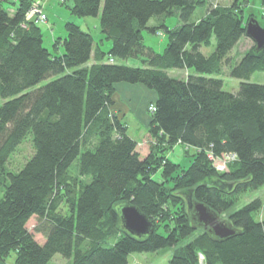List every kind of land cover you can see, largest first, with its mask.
Returning <instances> with one entry per match:
<instances>
[{
	"label": "trees",
	"instance_id": "obj_1",
	"mask_svg": "<svg viewBox=\"0 0 264 264\" xmlns=\"http://www.w3.org/2000/svg\"><path fill=\"white\" fill-rule=\"evenodd\" d=\"M70 2L71 15L99 17L100 33L112 44L107 52L67 22L66 36L52 45L62 54L51 53L38 24L26 19L34 0H0V264L11 252L13 264H47L57 254L70 264H128L130 254L175 248L198 232L187 212L192 199L224 217L236 234L219 242L199 231L167 264H201L200 255L202 264H264V220L254 219L261 202L233 209L241 195L264 185V85L247 82L264 73V49L252 46L231 66L252 17L243 15L248 0L210 7L196 22L191 17L206 0ZM171 15L181 23L169 29L163 19ZM152 18L160 21L156 28L147 27ZM145 29L165 34L161 53L144 45ZM212 39L215 51L206 56L201 47ZM91 55L95 63L86 66ZM130 58L141 66L115 63ZM224 66L240 82L235 93L223 91ZM173 69L196 74L177 80L167 74ZM118 83L155 94L147 106L145 157L111 110ZM29 135L31 158L18 172L7 171L9 156ZM176 147L194 151L187 152V167L169 160ZM227 156H234L227 171L216 170ZM122 203L149 219V237L138 241L118 229ZM34 218L41 244L27 230Z\"/></svg>",
	"mask_w": 264,
	"mask_h": 264
},
{
	"label": "rangeland",
	"instance_id": "obj_2",
	"mask_svg": "<svg viewBox=\"0 0 264 264\" xmlns=\"http://www.w3.org/2000/svg\"><path fill=\"white\" fill-rule=\"evenodd\" d=\"M235 0H206L207 5L205 8L199 7L192 15L191 20L196 22L198 21L202 16L205 15L206 11L213 6H227L230 7L232 3H234ZM61 0H34L33 5H38L41 12L47 16V19H45L42 23H37L38 26L41 29V37H42V45L47 50H49L51 53H54V49L52 47L54 40H57L58 38H64L65 35V29L64 24L67 22H72L79 26L83 31H87L89 34H92L94 39V44L99 45L100 50L102 52H107L112 44L107 41L103 34L100 33V23H99V17H75L69 13L66 6L71 5L72 2L68 0L66 2V5L64 6ZM37 3V4H35ZM33 8V6L31 7ZM31 8L29 10H31ZM28 10V11H29ZM243 15L245 16V19L255 18L258 22L259 26L264 29V5L261 4L260 0H248V2L244 5H242ZM12 13L11 11H9ZM163 23L166 26V28H175L177 27L181 21L178 19L177 16L171 15L166 16L163 19ZM160 24V21L157 18H152L149 20V23L147 25L148 28H156L157 25ZM156 34H153L148 29L142 30V39L145 46L150 47L155 53H161L163 49L165 48L167 42H166V36L164 33L159 31ZM215 42L212 39V44L210 47H201V51L204 55L209 56L211 55L214 50ZM252 46H254L253 42L247 38L244 37L238 44H236L233 47V51L231 53V61L233 64H231L232 67L236 64V62L239 61V58L244 55L246 51H248ZM63 50L62 48L59 49L58 54L56 52L54 54L59 55L62 54ZM104 62H107V58L104 59ZM116 64L120 65H128V66H141L140 59H126L125 61L121 60H115ZM230 69L228 67H223V70L221 71L222 74L219 76L223 83V91H227L229 93H235L238 88L240 82L238 80H234L230 77ZM71 72V71H69ZM168 76L175 78L177 80L185 79L187 75L196 74L193 69L191 70H169L167 71ZM57 76L49 77V79L41 81L38 85H36L33 88L28 89L29 91L38 89L41 86L46 85L49 83V81L56 79ZM247 82H250L252 84H260L264 85V73L256 72L254 73ZM2 100H0V106L2 105ZM147 108V107H146ZM146 114L148 116V108L146 109ZM136 126L132 124L129 128V134L132 136H135L136 141H140L142 138L140 137V130H136ZM149 140V139H148ZM142 141V140H141ZM144 141V140H143ZM142 143V142H141ZM148 143L145 146H148ZM145 146H140L138 148L139 154L141 156H146L147 152L145 151ZM173 151L169 153L168 158L170 161H174L180 166L187 167L189 165V158L188 153L194 154L193 150H189L185 152V148L176 147L172 149ZM33 146L31 144V135L27 136L20 145L16 148V150L9 156V161L6 164L7 171L12 172H18L21 170L23 165L31 158V155L33 154ZM227 160H220L215 162L214 166L216 170L226 172L227 170ZM76 162L72 165L70 168V171L72 172V175L74 174ZM252 200H258L261 202V208L257 211V213L254 214V219L257 222H261L264 220V185L258 189L257 191H251L249 193L243 194L240 196V198L237 200V203L234 206V210L241 209V207L251 203ZM224 218V217H223ZM27 224V230L34 235V238L38 241L39 244L42 242V236L38 233H34V227L36 226L37 222L36 219H31L28 221ZM193 232L190 236H187L186 239L180 241L178 245L175 248H166L165 250H159L155 253H134L130 254L127 258L128 264H167L169 259L171 258L172 254L174 253V250L177 249V247H182L188 242L192 241L198 234L201 232ZM116 240L114 238H111V240H108V245H111ZM15 255L13 252L10 253L9 257L6 259V261L3 264H13ZM201 260V264L204 261L203 256H199ZM71 259L66 260L62 258L59 254L54 256L47 264H70Z\"/></svg>",
	"mask_w": 264,
	"mask_h": 264
},
{
	"label": "water",
	"instance_id": "obj_3",
	"mask_svg": "<svg viewBox=\"0 0 264 264\" xmlns=\"http://www.w3.org/2000/svg\"><path fill=\"white\" fill-rule=\"evenodd\" d=\"M245 37L249 38L257 52L264 49V29L254 18L245 23ZM118 229L130 238L142 241L153 233L152 224L133 204L122 203L116 208ZM191 226L211 236L217 241H224L235 236L236 230L221 215L216 214L206 205L193 199L188 207Z\"/></svg>",
	"mask_w": 264,
	"mask_h": 264
},
{
	"label": "crops",
	"instance_id": "obj_4",
	"mask_svg": "<svg viewBox=\"0 0 264 264\" xmlns=\"http://www.w3.org/2000/svg\"><path fill=\"white\" fill-rule=\"evenodd\" d=\"M96 49L97 46L95 45L93 50ZM93 63H95V61L94 57L92 56L86 66H90ZM114 88L115 92L112 97L114 105L111 110L119 117L120 120L126 123L128 134L129 128L132 124L137 127V131L140 130V137L142 138V141H136L134 138L135 136H131L129 134V136L137 142L136 149L138 151V148L140 146H145L148 143L146 127L149 123V119L146 114V107L149 105V103H152L156 100L155 94L149 89L147 90L146 88L140 85L118 83L115 84ZM147 150L148 146H145V151L147 152Z\"/></svg>",
	"mask_w": 264,
	"mask_h": 264
},
{
	"label": "built area",
	"instance_id": "obj_5",
	"mask_svg": "<svg viewBox=\"0 0 264 264\" xmlns=\"http://www.w3.org/2000/svg\"><path fill=\"white\" fill-rule=\"evenodd\" d=\"M63 1V0H61ZM37 4V3H35ZM39 6L38 5H33V8H31V10H29L25 15H26V19L27 20H33L34 22H37L38 24L39 23H42L45 19H46V16L41 12V10L38 8ZM112 62V61H110ZM150 110H153L152 107H149ZM234 156H227L226 157V160L227 159H232Z\"/></svg>",
	"mask_w": 264,
	"mask_h": 264
}]
</instances>
